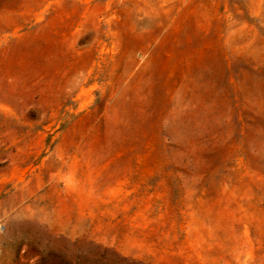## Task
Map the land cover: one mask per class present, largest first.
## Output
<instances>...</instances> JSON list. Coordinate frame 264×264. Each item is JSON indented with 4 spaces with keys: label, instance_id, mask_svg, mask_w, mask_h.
<instances>
[{
    "label": "rangeland",
    "instance_id": "1",
    "mask_svg": "<svg viewBox=\"0 0 264 264\" xmlns=\"http://www.w3.org/2000/svg\"><path fill=\"white\" fill-rule=\"evenodd\" d=\"M0 264H264V0H0Z\"/></svg>",
    "mask_w": 264,
    "mask_h": 264
}]
</instances>
